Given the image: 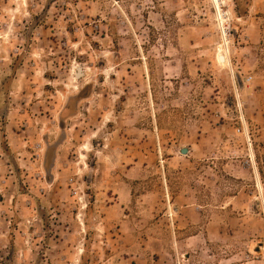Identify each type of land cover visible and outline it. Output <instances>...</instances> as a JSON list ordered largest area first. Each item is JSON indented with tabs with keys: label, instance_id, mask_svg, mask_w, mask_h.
Listing matches in <instances>:
<instances>
[{
	"label": "rangeland",
	"instance_id": "1",
	"mask_svg": "<svg viewBox=\"0 0 264 264\" xmlns=\"http://www.w3.org/2000/svg\"><path fill=\"white\" fill-rule=\"evenodd\" d=\"M263 250L264 0H0V264Z\"/></svg>",
	"mask_w": 264,
	"mask_h": 264
},
{
	"label": "water",
	"instance_id": "2",
	"mask_svg": "<svg viewBox=\"0 0 264 264\" xmlns=\"http://www.w3.org/2000/svg\"><path fill=\"white\" fill-rule=\"evenodd\" d=\"M181 152H182L183 154H187V153L189 152V148H188V147H183V148L181 149Z\"/></svg>",
	"mask_w": 264,
	"mask_h": 264
},
{
	"label": "built area",
	"instance_id": "3",
	"mask_svg": "<svg viewBox=\"0 0 264 264\" xmlns=\"http://www.w3.org/2000/svg\"><path fill=\"white\" fill-rule=\"evenodd\" d=\"M263 257H264V250H263Z\"/></svg>",
	"mask_w": 264,
	"mask_h": 264
},
{
	"label": "bare ground",
	"instance_id": "4",
	"mask_svg": "<svg viewBox=\"0 0 264 264\" xmlns=\"http://www.w3.org/2000/svg\"><path fill=\"white\" fill-rule=\"evenodd\" d=\"M221 53V52H220ZM227 60V59H226ZM221 61H222V59H221Z\"/></svg>",
	"mask_w": 264,
	"mask_h": 264
}]
</instances>
